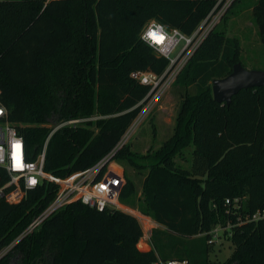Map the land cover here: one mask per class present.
Returning <instances> with one entry per match:
<instances>
[{
  "label": "trees",
  "instance_id": "16d2710c",
  "mask_svg": "<svg viewBox=\"0 0 264 264\" xmlns=\"http://www.w3.org/2000/svg\"><path fill=\"white\" fill-rule=\"evenodd\" d=\"M216 2L0 1L1 99L24 137L28 160L48 141L45 169L65 177L112 152L150 89L131 72L161 74L169 64L141 39L145 24L155 20L191 34ZM253 15L264 44V0L255 1ZM220 25L174 82L194 85L196 92L182 100L173 134L145 154L127 143L96 179L113 178L121 203H137L143 214L164 226L153 228L152 248L138 247L144 232L135 215L75 201L25 236L0 264H154L158 259L264 264V219L238 223V216L264 209V86L242 89L230 105L214 99L213 80L226 77L241 62L239 39ZM94 114L106 117L64 126L50 136L64 120ZM190 148V166L184 167L176 157ZM122 161L148 169L139 197L135 182L118 164ZM56 188L45 182L20 203L0 202V249L50 204ZM236 197L242 208L229 214L226 199ZM229 222L235 251L229 261L217 263L210 259V232Z\"/></svg>",
  "mask_w": 264,
  "mask_h": 264
},
{
  "label": "built area",
  "instance_id": "2783aa9c",
  "mask_svg": "<svg viewBox=\"0 0 264 264\" xmlns=\"http://www.w3.org/2000/svg\"><path fill=\"white\" fill-rule=\"evenodd\" d=\"M234 2L235 0H217L209 14L191 34L184 33L179 28H168L155 20L145 24L141 31V39L149 44L158 56L167 58L169 64L161 74L150 70H135L131 72L133 79L150 86L148 94L139 103L141 110L114 150L85 170L73 172L65 177L46 171L48 141L35 159L28 160L24 137L16 124L10 120V111L1 99L2 90L0 89V202L20 203L26 199L30 190L36 189L45 182L53 183L57 186L55 197L50 204L32 219L27 228L17 238L0 249V260L48 217L72 202L81 201L99 211L109 208L123 210L132 214V212L125 210L121 206V202L115 196V189L118 183L113 181L111 177L96 183L97 176L113 156L127 144L124 142V138L129 136L133 126L137 124L138 120L141 121L147 116V113L153 109V106H155L166 90L174 84L179 73L214 27L222 22ZM105 117L104 115L94 114L88 117L69 118L55 125L50 136L64 126L76 127L87 121ZM242 202L239 197L227 198V213H239L242 208ZM136 217L140 218V222L144 224L142 215H137ZM260 219H264V209L252 214L248 213L245 218L238 216V223L258 221ZM230 227H232L231 222H229L227 227L218 225L213 228L210 232V243L219 239L220 231ZM144 234L143 238L147 237V239H150V236L145 232ZM154 264H187V261L158 259Z\"/></svg>",
  "mask_w": 264,
  "mask_h": 264
},
{
  "label": "rangeland",
  "instance_id": "374dc122",
  "mask_svg": "<svg viewBox=\"0 0 264 264\" xmlns=\"http://www.w3.org/2000/svg\"><path fill=\"white\" fill-rule=\"evenodd\" d=\"M255 1L256 0H240L233 3L234 5L233 7L231 6L232 9L228 13L226 19H223L220 23V28L226 26L224 28L227 29L228 36L239 39L240 60L244 67L247 69L264 70V44L260 40L258 26L253 15V5ZM194 92H196L194 85L186 87L172 84L161 96L155 106H153V109L147 113V116L141 121H137V124L133 126L129 136L124 138V142L128 143L134 151L138 149L146 153L149 148L158 149L162 143L172 135L176 126V119L181 107V102L185 95ZM191 151L192 148L187 149L183 156H177V163L184 167H189L191 162ZM140 161L142 163V159ZM143 162L145 163L146 160H143ZM118 164L123 167L124 174L126 173L127 176L135 182L138 189L137 197H139V187L148 169L144 168L141 170L135 168L127 161H122ZM245 197L247 196L245 195ZM120 204L125 210L132 212L133 215L140 216L141 211L137 203L134 206L124 203ZM138 219L140 221V218ZM140 223L143 232L148 234L151 226L148 225L146 227L142 222ZM231 228L232 227L220 231L219 239L212 242V251L210 253V259L212 261L221 263L231 259L235 251V245L231 240ZM146 241L147 240L143 237L139 240V243H145L144 246H141V249L150 250L152 245Z\"/></svg>",
  "mask_w": 264,
  "mask_h": 264
},
{
  "label": "water",
  "instance_id": "95a60500",
  "mask_svg": "<svg viewBox=\"0 0 264 264\" xmlns=\"http://www.w3.org/2000/svg\"><path fill=\"white\" fill-rule=\"evenodd\" d=\"M212 84L214 99L230 105L233 96L242 89L264 86V70L247 69L237 62L229 75L214 79Z\"/></svg>",
  "mask_w": 264,
  "mask_h": 264
},
{
  "label": "crops",
  "instance_id": "0c3cea01",
  "mask_svg": "<svg viewBox=\"0 0 264 264\" xmlns=\"http://www.w3.org/2000/svg\"><path fill=\"white\" fill-rule=\"evenodd\" d=\"M173 132H174V130H173ZM173 132H172V134H173ZM137 152H140V153H143V154H145V152H141V151H139L138 149L136 150ZM145 177L146 176H144V178H143V181H144V179H145ZM142 184H143V182H142ZM142 184H141V186L139 187V190H140V192H139V195L141 194V191H142ZM140 212V211H139ZM141 214L140 215H142L143 217H144V219H145V223H144V225L147 227L148 225H150L151 227H150V230L148 231L149 233L147 234L148 236H150V239H147V237L146 238H144V239H146L147 241V243H151V235H152V230H153V228H156V227H161V228H163L164 226L163 225H161V224H159L158 222H156L151 216H148V215H145V214H143L142 212H140ZM146 220H148V221H146ZM148 222V223H147ZM149 229V228H148ZM142 238V237H141ZM145 245V243L144 242H140L139 244H138V247L141 249V246H144ZM141 250H144V249H141Z\"/></svg>",
  "mask_w": 264,
  "mask_h": 264
},
{
  "label": "snow or ice",
  "instance_id": "6c2138e0",
  "mask_svg": "<svg viewBox=\"0 0 264 264\" xmlns=\"http://www.w3.org/2000/svg\"><path fill=\"white\" fill-rule=\"evenodd\" d=\"M153 35H155V34H153Z\"/></svg>",
  "mask_w": 264,
  "mask_h": 264
}]
</instances>
